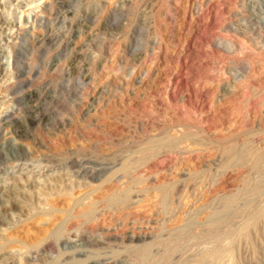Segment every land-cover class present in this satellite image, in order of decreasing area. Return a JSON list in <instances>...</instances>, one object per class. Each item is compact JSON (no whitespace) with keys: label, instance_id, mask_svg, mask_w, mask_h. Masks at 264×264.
I'll list each match as a JSON object with an SVG mask.
<instances>
[{"label":"rangeland","instance_id":"1","mask_svg":"<svg viewBox=\"0 0 264 264\" xmlns=\"http://www.w3.org/2000/svg\"><path fill=\"white\" fill-rule=\"evenodd\" d=\"M0 264H264V0H0Z\"/></svg>","mask_w":264,"mask_h":264},{"label":"bare ground","instance_id":"2","mask_svg":"<svg viewBox=\"0 0 264 264\" xmlns=\"http://www.w3.org/2000/svg\"><path fill=\"white\" fill-rule=\"evenodd\" d=\"M50 1V0H49ZM51 2H52V4H56L57 6H58V4H63V5H65V4H67V0H51ZM62 6V5H61ZM199 7V6H198ZM44 10H47V12L46 11H44ZM39 12H40V14L41 15H43V16H45V13L46 14H48V8H44V9H40L39 10ZM159 24V23H158ZM50 35V34H49ZM26 40L27 39H22L20 42V44H19V46H17L16 47V45L15 46H13V45H11L10 46V50H11V54H12V56L14 55L15 57H18V58H22V56H21V53L22 52H24L25 51V47H26V44H25V42H26ZM29 40V39H28ZM33 41V40H32ZM37 42H41V41H37ZM18 45V44H17ZM22 62L20 61V62H17L16 61V64H17V66L19 65V66H21L20 64H21ZM45 76V75H44ZM42 97V96H41ZM40 98V97H39ZM39 98H37L36 100H38L39 101ZM34 99H35V97H34ZM34 103V102H33ZM36 103V102H35ZM42 103V102H41ZM30 106V105H29ZM32 106H34V105H32ZM44 106V105H43ZM40 113V112H39ZM28 129V128H27ZM9 130V129H8ZM260 158V157H259ZM257 159V158H256ZM119 200H122V199H119ZM120 202V201H119ZM146 251V250H145ZM138 253H140V252H138ZM142 254V253H141ZM142 257H144V256H142ZM146 257V256H145Z\"/></svg>","mask_w":264,"mask_h":264}]
</instances>
